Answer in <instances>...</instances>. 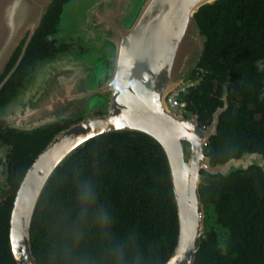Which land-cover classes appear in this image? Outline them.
Listing matches in <instances>:
<instances>
[{"label":"trees","instance_id":"1","mask_svg":"<svg viewBox=\"0 0 264 264\" xmlns=\"http://www.w3.org/2000/svg\"><path fill=\"white\" fill-rule=\"evenodd\" d=\"M65 1L51 3L24 62L47 57L51 48L63 49L41 44L39 37L49 31ZM196 18L207 43L193 74L198 83L182 99L187 111L198 116L201 128L222 106V84L230 79L228 108L219 117L216 135L204 145V154L212 163L243 153L264 157V0L219 1L201 8ZM71 123L16 140L20 144L9 200L0 210V264H15L8 245L9 216L25 171ZM204 183L199 194L206 234L193 264H264L261 170L251 167L227 177L208 176ZM209 216L212 226L223 230L222 241L212 226L205 227ZM176 237L164 155L154 141L135 133L102 135L70 154L47 180L30 225L35 264H164Z\"/></svg>","mask_w":264,"mask_h":264},{"label":"water","instance_id":"2","mask_svg":"<svg viewBox=\"0 0 264 264\" xmlns=\"http://www.w3.org/2000/svg\"><path fill=\"white\" fill-rule=\"evenodd\" d=\"M53 1L0 0V75L19 48L11 71L15 69ZM78 1L63 6L60 18L68 15L72 29L61 32L84 51L72 49L39 61L28 85L3 110L6 126L21 131L77 120L48 142L18 185L9 216L11 256L15 264H35L30 248L33 211L50 175L70 154L102 135L135 133L154 141L167 164L177 237L164 264H193L206 234L199 194L205 178L251 167L264 175L261 154L243 153L223 163H212L204 154L228 108L229 78L222 84V106L204 128L196 114L179 119L165 107L166 97L191 80L204 53L207 37L197 12L223 0ZM105 61L112 64L111 77L92 87L97 72H106ZM91 99L97 101L89 103ZM93 112L99 115L91 117Z\"/></svg>","mask_w":264,"mask_h":264},{"label":"flooded vegetation","instance_id":"3","mask_svg":"<svg viewBox=\"0 0 264 264\" xmlns=\"http://www.w3.org/2000/svg\"><path fill=\"white\" fill-rule=\"evenodd\" d=\"M69 1L71 0H67L61 3L59 12L53 25L50 26V29L46 34L39 37L41 44H44L46 42L49 45H54L56 49H59L60 47H63V49L59 51H53V48H51L47 57L33 59L32 62H24L26 51L28 48L27 47L23 57L21 58L15 69L11 71L19 54V48H17L16 52L10 59L7 68L4 70L2 75H0V210L5 209L8 203L7 201L9 200L10 178L14 175L15 150L20 144L18 142L16 143V140L22 136H32L35 133L50 127L63 125L67 122H72L69 125L71 126L77 122V120H62L58 123L44 125L31 131H21L19 129L9 128L6 126L4 121L5 111H3L6 103L14 97L17 90L22 87L25 88L26 85H28V83L32 79L33 74L36 73L35 69L39 61L45 58L56 57L57 55L62 53L70 52L75 48L80 53L84 51L83 47L77 42L76 39L62 34L60 24L58 23L59 18L63 12V6L67 5ZM77 3H79L78 0ZM41 47L42 46H40V48ZM105 69L106 72L104 73V81L111 77V62L105 61ZM97 115H99V113L93 112L90 114L91 117Z\"/></svg>","mask_w":264,"mask_h":264},{"label":"built area","instance_id":"4","mask_svg":"<svg viewBox=\"0 0 264 264\" xmlns=\"http://www.w3.org/2000/svg\"><path fill=\"white\" fill-rule=\"evenodd\" d=\"M198 80L199 79L197 77L194 78L192 76L191 80L188 83L179 87L166 97L165 107L171 115L179 119H186L191 115V113L186 109V102L182 99V96H184L188 92V90L194 88L197 85Z\"/></svg>","mask_w":264,"mask_h":264},{"label":"rangeland","instance_id":"5","mask_svg":"<svg viewBox=\"0 0 264 264\" xmlns=\"http://www.w3.org/2000/svg\"><path fill=\"white\" fill-rule=\"evenodd\" d=\"M61 22H60V29L62 30H69L72 29L71 25L68 24V15H64L63 17L60 18ZM67 24V25H66ZM76 49V48H75ZM104 80V74L102 72H97V74L95 75L94 78L91 79V84L92 87L98 86V84H100V82H102ZM95 101H97V99L93 100L91 99L89 103H95ZM212 217L209 216L206 220H205V227H209L212 226ZM213 229L216 230V232L219 235V239L220 241H222L224 239V232L223 230H220L217 226H212ZM207 229V228H206ZM222 243V242H220Z\"/></svg>","mask_w":264,"mask_h":264},{"label":"snow or ice","instance_id":"6","mask_svg":"<svg viewBox=\"0 0 264 264\" xmlns=\"http://www.w3.org/2000/svg\"><path fill=\"white\" fill-rule=\"evenodd\" d=\"M117 126H119V125H117Z\"/></svg>","mask_w":264,"mask_h":264}]
</instances>
